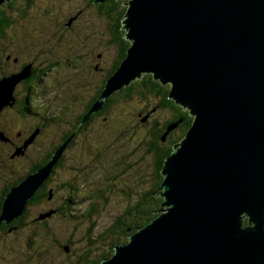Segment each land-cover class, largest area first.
Wrapping results in <instances>:
<instances>
[{
	"label": "water",
	"instance_id": "1",
	"mask_svg": "<svg viewBox=\"0 0 264 264\" xmlns=\"http://www.w3.org/2000/svg\"><path fill=\"white\" fill-rule=\"evenodd\" d=\"M124 4L130 44L89 112L149 73L193 120L164 161L160 214L101 264H264V0ZM21 77L0 82V107ZM66 145L6 195L0 222L22 214Z\"/></svg>",
	"mask_w": 264,
	"mask_h": 264
},
{
	"label": "flooded vegetation",
	"instance_id": "2",
	"mask_svg": "<svg viewBox=\"0 0 264 264\" xmlns=\"http://www.w3.org/2000/svg\"><path fill=\"white\" fill-rule=\"evenodd\" d=\"M3 6H7V3H3ZM2 7L0 14L5 10ZM79 15L67 18L63 24L71 27ZM3 18L6 20L7 16ZM17 18V21L11 19L12 22L7 27L2 26L5 20L0 19V81L13 75H23L12 87L6 89L5 101L0 107V208L10 189L36 171L35 167L46 162L67 139L69 142L65 151L58 159L52 174L47 176L40 187L51 190V199L54 188L49 185L57 170L64 167V162L68 166L72 162L70 160L75 159L71 151L89 150L92 157L94 150L101 151L103 146L109 145L108 140L111 143L113 140V127L110 122L112 104L108 100L100 111L91 113L84 119L96 99V93L103 89L104 80L111 75L113 64L112 61L108 62L110 54L97 62L95 47H83L80 50L72 44L67 45L63 30L54 26L49 35L37 23H31L30 28L21 25L19 16ZM78 53L82 55V61L79 62L75 60L79 59ZM98 54L101 57L102 54ZM101 60L104 61V66ZM165 86L169 89L168 85ZM162 102L163 100L156 102L150 110L136 112L140 121H146V134L148 138L151 137L144 142V149L147 142L156 146V151L152 153L154 165L155 158L161 157L164 152L163 148L182 139H177V136L184 117L189 116L187 109L183 108L185 113L181 117L173 108H164ZM165 109L168 111L163 117L156 116L160 110ZM172 123H175V127L167 131L168 125ZM156 126L162 133L159 141L153 140V135L158 132ZM157 151L160 153L155 154ZM92 159L95 160V156ZM92 176L89 180L83 179L88 180L86 186L97 182L91 180ZM103 181L111 183L108 187L97 189V192H105L114 182L111 176ZM60 189L64 192L67 185ZM64 195L68 196L65 197L64 207L61 204L49 210H62L74 202L70 194ZM27 209L28 207L25 208Z\"/></svg>",
	"mask_w": 264,
	"mask_h": 264
},
{
	"label": "trees",
	"instance_id": "3",
	"mask_svg": "<svg viewBox=\"0 0 264 264\" xmlns=\"http://www.w3.org/2000/svg\"><path fill=\"white\" fill-rule=\"evenodd\" d=\"M21 1L23 3L22 5L20 4ZM35 1L36 0L5 1L3 3H7V6H3V7H2L3 3L0 4V7L5 9L0 14V19H4L3 16H7V19L6 20L4 19L5 21H3L2 26L7 27L12 22V20L17 21L18 19L17 16H19V18L35 20L36 23L43 30V25H46L45 19L36 20L35 18L29 17L30 15L29 10ZM82 1H84V4L82 5V7L77 6L80 9H78V11H76L75 13L81 14V12L83 13L86 12L89 14V19H83L81 21V28L84 30V32L82 31L73 32L70 30L71 27H68L62 24V29L66 33L65 41L67 45L72 44L73 46L78 47L80 50H83L84 49L83 47H89V46L95 47V58L97 62H99L102 55L105 58V56L109 54L107 51L108 48L105 49L104 53L98 52L96 41L100 40V37H106L105 41L107 42V45H112L116 51L114 61H113V66L110 71V74L112 75L114 71L118 68V66L120 65L121 61L126 56L127 47L130 44V42L124 38L123 36L124 31L121 28L122 19L124 17L127 5L124 4V0H103V1L82 0ZM66 18H65V21H67ZM98 53L102 54L101 57ZM78 55H79V59L76 57L77 59L75 60L77 62L82 61L81 53H78ZM102 60H103V57H102ZM103 63L104 61H102V66H104ZM107 79L104 80L103 87H102L103 89H104ZM165 85H168V84H162L158 80H155L151 74L144 73L142 74L140 78H136L132 80L128 85L122 86L120 89L115 90L107 98L103 99L102 106L100 109H98L97 111L89 112L93 103L99 98L100 94L103 91V89H100L101 93L100 91L96 93V99L90 106L87 114L85 115L87 117L91 113L100 111L103 107L104 102L108 100V103L112 104V118L111 119H113V117L117 115L119 112L121 114L115 117L119 119L123 116V118L118 121L119 123L123 121L126 117H130V121L133 122L131 127L133 128L129 126L125 130L127 131L131 130L132 133H134V131L136 130L139 136L137 143L135 144L133 149H131L130 151L126 150L120 153H114V152L111 153L112 160L111 162L108 163L111 166L110 167L108 166L106 173L104 174L99 173L98 179L105 180V179H109V177L111 176L115 183L116 180L121 177V175L127 173L125 172L126 170L133 169L136 166H140L141 163L145 162V164L150 168L149 170L150 186L148 189H146V191L142 195H139V198L133 201V204H131L132 202V200H130L131 198L128 199V201H126V204L123 208L122 213L119 216H116V218L113 220V222L110 225L106 226L105 228L101 230L102 236L109 233V241H107L110 247L109 251L107 249H103L102 253L95 256L94 259H97V260L84 259V261L82 260L81 262H79L80 264L82 262L83 264H101L104 259H108L114 254L115 247L118 244L128 242L129 236L132 233L136 232L139 228L148 224L156 215L160 213L158 212V210H160L163 197L160 195L161 191L160 189H157V187L160 186L163 180V174L161 170L164 165V161L166 157H168L171 154L173 150V145L175 143L171 142L165 149L163 148L162 151L164 152L161 154V157L155 158L156 164L154 165L152 162L153 161L152 153L156 151L155 149L156 146H154L153 143L147 142L146 149H144L145 148L144 142L150 139L151 137L148 138L146 134V130H147L146 127H148V125L144 126L146 124V121L143 119L140 121L138 117L136 116V112L140 110H145V111L150 110V107L153 106L156 102L158 103L159 101L163 100L162 106L164 108L171 107L173 108L174 111L179 113L178 115H181V117H184L185 112H183L182 106L176 104L175 101L169 97V89ZM160 111L167 112L168 109L160 110ZM186 111L189 113L188 110ZM192 120H193V116L190 113H189V116L187 115L186 117H184V123L180 127V134L179 136H177V139L184 137V135L186 134L188 128L190 127L192 123ZM117 126H119V124L115 123L114 128L117 129ZM156 129L158 130L157 126H156ZM161 135H162L161 131L158 130V132H156V134L153 135V140L159 141V139L161 138ZM66 141L68 145L69 140L67 139ZM63 143H61L57 147V149ZM67 145L65 146L61 154L56 159V162L52 166L51 171L48 174V177L50 176V174H52L53 168L55 167L60 156L65 151ZM55 151L51 154V156H49L46 162L44 161L43 163L35 167L37 168L36 170L45 166L52 159ZM84 151H87V150H84ZM103 151L105 150H101L100 154L96 156L98 160L102 156ZM159 153L160 151H157L155 154H159ZM145 155H148L149 157L146 159L144 158ZM63 166H65V164H63ZM59 171H63L64 173L57 175L58 174L57 172ZM67 171H68L67 169H63V167H61L57 170L55 176L57 175L56 176L57 178L66 177L68 175L66 174ZM154 171H156V173H154ZM114 183L112 185L116 184ZM71 184L73 183L67 182L66 184L67 189L64 191V193H68L71 195L72 191H78V189L76 188V185H71ZM40 187L38 188V190H36V192L32 195V197L27 201L25 208H27L29 205L33 203H40L42 202L43 199L48 198L50 191L45 188H40ZM107 189L108 188H106V190ZM5 198L2 201V205L0 208V215L3 209V203H4ZM87 210H88V217L90 218L91 216L94 215L93 213H95L97 209L92 208L91 206H88ZM26 211L22 213L20 216L12 219L10 222H6L5 220H2L0 222V264H17L16 257H15V247H16L15 242L17 241L15 240L14 234H16L18 230L23 228L24 226L23 219L25 215L27 214ZM52 211L53 210L46 209V211H44L43 213H39L34 218V220L42 221V223H45L44 222L45 218L43 217L49 216L50 212L52 213ZM246 224L247 223L245 220L244 225ZM93 228L94 226L90 225L89 232L93 231ZM46 234L48 236V239L52 241L54 238L52 237V234L47 230H46ZM41 235L42 234H37V233L32 235V233H30L28 236V239L29 241L34 242V244L32 245H37L38 243L36 242V237L41 236ZM122 237H123V240H121ZM42 238H43V235H42ZM26 239L27 238H25V240ZM62 247L64 251L66 252L68 251V248L64 249V245H62ZM70 264H77V263L70 262Z\"/></svg>",
	"mask_w": 264,
	"mask_h": 264
},
{
	"label": "rangeland",
	"instance_id": "4",
	"mask_svg": "<svg viewBox=\"0 0 264 264\" xmlns=\"http://www.w3.org/2000/svg\"><path fill=\"white\" fill-rule=\"evenodd\" d=\"M126 1L127 0H124V3ZM20 4H23L22 1ZM83 4L84 1L82 0H36L29 10V17L35 18L36 20L45 19L46 25H43V29L50 35L53 31L51 29L53 26L58 30H63L62 24L65 22V18H69L76 14L75 12L80 9L77 6L82 7ZM83 19H89V14L81 12L78 19L73 22L70 30L73 32H84L81 28V21ZM19 21L21 25L29 26L30 28L32 26L31 23H36L35 20H28L26 18H20ZM122 30L124 31V29ZM105 39L106 37H100V40L96 41L97 51L104 53L105 49L108 48V54H111L108 62L112 61L111 63L113 64L116 51L112 45H107ZM9 87H11L10 84L7 88ZM165 113L167 112L159 111L156 116L163 117ZM120 114L119 112L117 115ZM117 115L110 120L113 127L111 131L113 138L112 143L108 140L109 145L103 146L102 150L105 151L102 152V156L99 160L96 155L100 154V150H94L92 153V157L95 156L96 160L92 159L89 150L84 151L77 149L71 151L75 159L70 160L72 161L70 165H65L63 167V169L68 170L66 173L68 175L63 178H57V175L64 173L63 171L57 172L58 174L53 177L49 185L54 188L52 199L50 198L51 190H49L50 192L47 199H43L40 203L29 205L27 211L24 207L22 213L25 211L27 213L23 219L24 226L14 234L15 240L17 241L15 242V257L17 264H70V262L80 264L79 262L82 260L84 261V259H94L96 255L102 253L103 249L109 251L110 247L107 242L109 241V233L102 236L101 230L110 225L116 216L122 213L128 199L131 198V204H133V201L139 198V195H142L150 186V168L144 162L141 163L140 166L126 170L125 172L127 173L121 175V177L116 180V184L112 182L115 185H112L109 190L97 192V189L105 188L111 183V181L106 182L98 179V174L106 173L108 166H111L108 164L112 160L111 153H120L126 150L130 151L139 139L136 130L134 133H132L131 130H124L132 126L133 122L130 121V117H126L119 123L118 121L122 119L123 116L117 119L115 118ZM115 123L119 124V126H117L118 129L114 128ZM108 135L109 132L107 136ZM88 155H90V157H88ZM148 157V155L144 156L146 159ZM91 175H93L91 180L97 182L91 183L90 186H86V181L89 180V177L91 178ZM141 177L143 178L141 179ZM63 180H65V183H62ZM67 182L73 183L71 185H76L78 189V191H72L71 193L74 202L68 204L65 209L53 210L52 213L50 212L49 216L43 217L45 218V223H42V221H35L34 218L39 213L46 211V209L53 208L57 205L59 207L61 204H63L62 207H64L65 200L68 196L66 197L64 195L60 187L67 184ZM15 186H13L10 191ZM157 189H159V186ZM121 190L126 192H121ZM88 206L97 209L90 218L88 217ZM161 207L162 206H160V209ZM90 225L94 226L91 232H89ZM46 230L54 237L52 241L48 239ZM30 233H32V235L36 233L42 234L43 238L42 235L37 236L36 242L38 244L32 245L34 242L28 239ZM25 238L27 239L25 240ZM121 240H123V237ZM59 244L64 245V249L69 245L68 251H64L62 245L60 246ZM81 264H83V262Z\"/></svg>",
	"mask_w": 264,
	"mask_h": 264
},
{
	"label": "bare ground",
	"instance_id": "5",
	"mask_svg": "<svg viewBox=\"0 0 264 264\" xmlns=\"http://www.w3.org/2000/svg\"><path fill=\"white\" fill-rule=\"evenodd\" d=\"M178 143V142H177Z\"/></svg>",
	"mask_w": 264,
	"mask_h": 264
}]
</instances>
